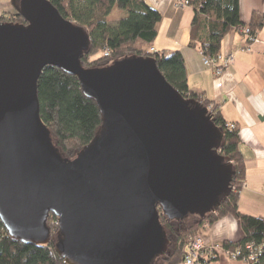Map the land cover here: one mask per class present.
<instances>
[{"label":"water","instance_id":"1","mask_svg":"<svg viewBox=\"0 0 264 264\" xmlns=\"http://www.w3.org/2000/svg\"><path fill=\"white\" fill-rule=\"evenodd\" d=\"M28 25L0 23V219L26 245L50 243L66 264H152L169 246L161 215L205 219L235 171L206 107L185 99L152 58L86 69L89 34L50 0H18ZM46 67L78 78L102 114L99 134L65 158L40 116ZM159 209L162 213L160 214Z\"/></svg>","mask_w":264,"mask_h":264},{"label":"trees","instance_id":"2","mask_svg":"<svg viewBox=\"0 0 264 264\" xmlns=\"http://www.w3.org/2000/svg\"><path fill=\"white\" fill-rule=\"evenodd\" d=\"M18 1V0H17ZM66 19L86 30L90 48L81 63L86 69L108 67L125 57L152 58L167 81L187 100L203 107L213 105L209 111L213 123L223 134L220 154L233 165L231 193L224 197L214 213L205 219L188 216L182 221L169 220L161 215V223L169 240L165 255L152 264H182L188 253L191 239L200 229L218 220L232 216L241 224L244 239L236 243L223 242L228 249L245 246L248 242H264V217L243 213L239 208L241 190L246 179V163L240 149V128L227 122L219 106L208 100L204 93L190 89L185 60L181 51H156L162 14L146 0H50ZM194 16L190 25L189 47L202 56L216 58L221 53L222 42L232 30L244 33L249 29L257 36L264 29V14L253 11L245 23L241 19L240 0H185ZM0 23L28 25L16 10L9 17L1 16ZM108 50L109 56H105ZM100 55L99 57H96ZM40 116L51 131L56 147L62 156L74 159L77 154L99 134L103 117L97 103L85 96L77 77L56 67H46L37 84ZM233 126V127H231ZM160 214L162 213L159 209ZM58 218L50 214L48 226L53 232L45 246L26 245L12 238L0 219V264H66L55 249ZM56 229V230H55ZM56 231V233H54ZM264 260V253L260 256Z\"/></svg>","mask_w":264,"mask_h":264},{"label":"crops","instance_id":"3","mask_svg":"<svg viewBox=\"0 0 264 264\" xmlns=\"http://www.w3.org/2000/svg\"><path fill=\"white\" fill-rule=\"evenodd\" d=\"M146 1L163 17L154 49L181 51L190 89L204 93L208 100L219 106L227 122L239 126L240 149L247 168L239 208L243 213L264 217V29L257 35L258 41L249 46V51L240 30L228 33L220 55H233L235 63L217 76L214 69L203 64L202 54L189 47L193 9L179 10L174 0ZM17 6V0H0V17H9ZM253 11L264 14V0H240L242 21L248 23ZM199 234L208 245L225 241L236 243L245 237L240 222L232 216L205 226ZM213 262L242 264L222 253Z\"/></svg>","mask_w":264,"mask_h":264},{"label":"built area","instance_id":"4","mask_svg":"<svg viewBox=\"0 0 264 264\" xmlns=\"http://www.w3.org/2000/svg\"><path fill=\"white\" fill-rule=\"evenodd\" d=\"M175 6L178 9H184L185 7H187V3L185 2V0H176ZM243 37L245 38L247 51L250 50V44L252 45L253 43L258 41L256 36L254 37L250 35L249 29L244 30ZM151 52H155V49H152ZM104 55L106 57L109 56L108 50L105 51ZM234 63L235 59L233 55H219L216 58L203 56V64L209 68L214 69L217 76L222 75V73L233 66ZM212 109L213 105H209L207 107L208 111H211ZM199 232L195 234L191 239L188 253L186 254L182 264H212V262L217 259L220 253L224 254L230 260L241 262L242 264H264V260H261L260 258V256H262L264 253V242L260 244L248 242L245 244V246H238L235 249H228L223 245V243H217L214 245L206 244L200 236Z\"/></svg>","mask_w":264,"mask_h":264},{"label":"rangeland","instance_id":"5","mask_svg":"<svg viewBox=\"0 0 264 264\" xmlns=\"http://www.w3.org/2000/svg\"><path fill=\"white\" fill-rule=\"evenodd\" d=\"M176 2V0H174V3ZM17 5V4H16ZM179 10H182V9H179ZM242 35L244 36V33H242ZM244 38V37H243ZM256 38L258 39V37L256 36ZM244 40H245V38H244ZM256 43V42H255ZM251 45V44H250ZM249 45V46H250ZM247 47V46H246ZM100 55H97L96 57H99ZM64 157V156H63ZM66 158V157H65ZM252 215H254L253 213H252ZM53 224H56L57 226H58V222L56 221V223L55 222H53ZM56 230V229H55ZM57 230H58V227H57ZM54 233H56V231H54ZM57 234V233H56ZM51 235H53V232H51ZM54 236V235H53ZM55 238V240L57 241V236H55L54 237ZM214 263V262H213Z\"/></svg>","mask_w":264,"mask_h":264}]
</instances>
